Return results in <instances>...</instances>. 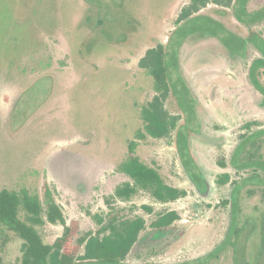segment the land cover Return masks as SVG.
Wrapping results in <instances>:
<instances>
[{"label": "rangeland", "instance_id": "1", "mask_svg": "<svg viewBox=\"0 0 264 264\" xmlns=\"http://www.w3.org/2000/svg\"><path fill=\"white\" fill-rule=\"evenodd\" d=\"M137 1L140 20L161 24L169 19L162 25L159 39L166 43L171 36V49L180 46L177 62L173 57L171 61L173 82L181 78V92L175 101L183 111L168 96L160 99L161 106L169 111L168 133L162 138L137 134L143 131L142 105L159 94L145 69L150 64L143 61L150 46L143 43V47L135 48L127 41L108 44L103 56L95 59L99 67L94 70L95 80L79 101L71 88L84 75L82 68H94L84 63L76 66L68 57L69 43L61 31L58 37L44 38L47 49L33 53L38 58L52 55L54 67L59 68L55 96L48 97L52 83L46 79L18 98L23 85L35 75L15 78L7 73L6 66H0V189L25 188L43 197L48 187L68 223L77 220L82 230L95 232L109 211L105 199L130 180L119 165L126 158L129 143L136 141L137 153L160 171L167 184L185 195L164 204L143 191L129 201L115 203L124 218H145L148 229L141 237L151 229L159 212L176 211L180 216L168 233L145 237L123 264H264V133L256 134L264 129V94L249 74L251 63L262 54L250 45L243 52L246 56L238 57L222 44L223 38L229 37L233 51L237 40L249 36L241 21L252 18L261 21L253 27L264 38V0L201 7V16L186 21L177 33H173L177 21L191 0ZM14 4L0 0V17ZM238 7L243 8L244 16L237 17ZM212 9L221 14H214ZM209 12L212 16L206 17ZM214 19L224 31L216 35L203 32L200 22ZM252 40L256 41L255 36ZM31 54H23L22 61L31 60ZM228 55L237 62L235 67L225 58ZM74 92L81 93L76 86ZM185 122L188 128L181 131ZM249 123H253L251 128L246 126ZM253 132L256 146L247 144L246 151L238 153L242 136ZM184 144L190 147L193 161L187 159L190 154ZM250 151H254L252 160L258 164L249 162L240 168ZM193 162L202 168L211 185L207 196L204 187L197 188L189 178L187 167L196 172ZM223 174H229L230 181L222 185L218 179ZM234 181L238 183L234 185ZM231 196L235 197L233 210L223 204ZM144 206L151 207L152 212ZM39 229L48 244L63 233L62 225L48 221ZM23 245L21 238L0 227L4 264H21Z\"/></svg>", "mask_w": 264, "mask_h": 264}, {"label": "trees", "instance_id": "2", "mask_svg": "<svg viewBox=\"0 0 264 264\" xmlns=\"http://www.w3.org/2000/svg\"><path fill=\"white\" fill-rule=\"evenodd\" d=\"M11 1L15 3L14 7L4 11V16L0 17V66H6L7 73L15 78L23 79L26 75H35L33 78L31 77L32 80L29 78L28 82L23 85L18 98H21L20 96H23L35 83L46 79H50L52 83V87L48 89V97L56 94L59 68L54 67L52 55L48 54L44 58H38L36 54H33L38 50H45L44 47L47 49L48 42H45L44 39L47 36L53 39L55 36H60L62 31L69 43L71 53L68 57L76 66H82L84 63L94 68L92 70L90 67L82 68L84 75L81 74L80 80L74 85L81 93L74 92V86L71 88V94L79 101L84 99V93L86 95L89 86L95 80L94 74L97 71L94 70L99 68L95 59L103 56V50L109 47L108 44L127 41V44L140 48L145 43L150 46L143 59L150 64L145 69L153 80L155 91L159 94L148 105H142L140 119L143 131L140 130L137 134L141 138H146L148 135L162 138L168 133L169 111L161 106L160 99L168 96L169 101H175V97H178L181 92L178 89V82H181V78L178 82H173L174 61H171L172 57L176 61L180 46L176 50L171 49V36L166 43L159 39L161 27L169 19L161 24L158 22L146 23L140 20V8L137 0H122L120 2L116 0ZM247 1L191 0L190 5L183 9L176 24L177 28L173 33H177L180 26L189 19L195 20L196 17L201 16V7L205 8L209 4H244ZM212 10L216 15L221 14L216 12V9ZM235 12L237 17L246 14L241 7H238ZM212 13L209 12L206 17L212 16ZM208 19L211 18L208 17ZM260 22L253 18L250 21H241L244 29L248 30L249 36L237 40L236 47L233 48L237 51H232L229 48V37H224L222 44L228 48L231 55L238 57H245L246 53L243 52H246L250 45L259 50L262 55L253 60L249 74L251 81L264 94V81L262 80L264 75V38L254 28ZM200 24L205 28L203 32L207 31L213 35L224 31V26L219 24L217 19L207 23L200 22ZM220 27L222 30L219 29ZM254 36L255 42L252 40ZM28 53H32L31 60L23 62V54L28 55ZM67 65L69 63L66 61L65 66ZM175 105H178L179 110L183 111L180 103L176 102ZM251 124H247V128H251ZM170 125H175V122L173 121ZM181 128V131L188 128L186 122L181 125ZM192 131H188L186 137ZM258 133H264V129H259L256 134ZM254 136L255 132L242 136L243 140L237 146V152L242 151L241 149L246 151L247 144L255 147ZM138 146L139 143L136 141L129 143L126 158L119 165V169L130 180L119 185L114 194L105 199L109 211L107 217L101 219L95 232L82 230L77 220L68 223L61 206L48 187L45 188L43 197L33 194L25 188L19 190L0 189V227L13 232L24 241L21 264H78L80 261L123 264L129 254L145 240V237L152 233L154 236H161L173 229L174 223L180 219L179 214L176 211H163L157 214L150 224L151 229L141 237V234L148 229L145 218L142 216L124 218L115 204L118 200L129 201L143 191L150 194L156 202L164 204L175 202L185 195L184 191L167 184L160 171L137 153ZM184 148L190 154L189 158H186L193 161L190 147L184 144ZM247 157L242 159L240 168L249 166V162H258L252 160L255 159L254 151H250ZM257 164H253L254 167L258 166ZM194 165L196 172L194 170L193 173L187 167L189 178L197 188L201 189L200 185L205 188L199 167L195 163ZM229 181V174H223L218 179L222 185ZM237 183L233 182L234 185ZM234 199L235 197L232 196L229 200L223 201V204L231 205L233 210ZM144 208L152 212L151 207L144 206ZM45 221L63 226L62 235L52 244L45 243L39 229L45 224ZM230 230H233L231 226ZM238 231L235 234H238ZM0 264H4V259L1 256Z\"/></svg>", "mask_w": 264, "mask_h": 264}, {"label": "flooded vegetation", "instance_id": "3", "mask_svg": "<svg viewBox=\"0 0 264 264\" xmlns=\"http://www.w3.org/2000/svg\"><path fill=\"white\" fill-rule=\"evenodd\" d=\"M222 55H224V54H222ZM225 58H227L231 63H232V66H236L235 64L237 63L232 57H230L229 55L228 56H226ZM256 59V58H255ZM235 69V68H234ZM186 86V85H185ZM191 133V132H190ZM190 136V135H189ZM199 167V166H198ZM200 168V171H201V174H202V177H203V179H204V182H205V188H204V192H203V194H205V196H207L208 195V193H209V190H210V188H211V185H210V183H209V181L207 180V178H206V176H205V174H204V172H203V170H202V168L201 167H199ZM193 183V182H192ZM232 197V196H231ZM230 197V198H231Z\"/></svg>", "mask_w": 264, "mask_h": 264}]
</instances>
